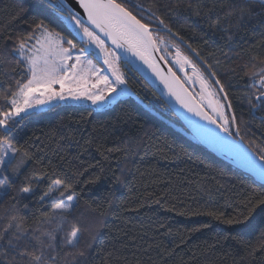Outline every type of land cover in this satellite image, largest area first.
I'll return each instance as SVG.
<instances>
[{
    "label": "trees",
    "instance_id": "trees-1",
    "mask_svg": "<svg viewBox=\"0 0 264 264\" xmlns=\"http://www.w3.org/2000/svg\"><path fill=\"white\" fill-rule=\"evenodd\" d=\"M160 2L180 5L171 26L183 37L181 50L187 54L190 46L210 58V63L219 62L220 79L232 103L229 111L242 121L244 142L250 148L264 147V120L258 112L250 114L246 85L251 82L244 78L245 68L264 61V5L256 0ZM58 3L0 0V36L27 35L41 20L71 35L53 7ZM135 3L147 7L149 0ZM160 35L171 39L167 32ZM11 47V42L5 47L0 40L4 53L0 81L6 79L5 61L15 65V55L8 54ZM129 68L127 84L133 95L112 107L93 110L90 105L62 104L45 108L30 113L11 134L12 143L29 150L43 166L35 160L26 163L13 178L17 189L24 186L25 176L40 175L43 170L66 176L81 193L77 207L58 222L62 230L53 223L44 225V230L57 236L52 253L55 264H264V254L253 258L234 239L254 243L264 230V209L257 208L243 225L226 223L248 214L242 202L262 191L263 184L198 142ZM256 86L252 92H257ZM47 187L44 181L34 185L30 194L9 192L0 201V224L14 211L13 205L26 226L35 227L41 218L51 216L56 201L39 202ZM73 225L81 228L80 248H87L86 257L75 262L69 255L75 250L62 239Z\"/></svg>",
    "mask_w": 264,
    "mask_h": 264
},
{
    "label": "snow or ice",
    "instance_id": "snow-or-ice-1",
    "mask_svg": "<svg viewBox=\"0 0 264 264\" xmlns=\"http://www.w3.org/2000/svg\"><path fill=\"white\" fill-rule=\"evenodd\" d=\"M256 2L264 5V0ZM74 3L76 7L69 0H59L53 5L71 35L56 31L41 20L27 35L15 39L11 35L0 36L5 47L11 42L8 54L15 55L14 66L5 61L8 71L4 73L6 79L0 81V201L11 191L30 194L35 190L34 185L39 186L44 181L48 182V187L39 202L44 205L56 201L51 207L52 215L41 218L35 227L26 226L27 221L13 205L14 211L5 223L0 224V264H55L57 258L52 253L57 236L53 231L44 230V225L57 219L64 222L65 214L77 207L81 195L76 186L57 171L42 170L40 175L25 176L24 186L17 189L13 178L19 176L25 164L35 157L23 146L12 143V132L30 113L45 108L87 102L93 110H102L117 102L130 92L120 65L122 61L129 63L131 58L147 65L183 108L207 122L191 121L199 136L238 152L246 166L264 179V147L256 145L249 155L237 143V140L244 141L245 134L240 127L242 121L234 111H229L232 103L226 85L220 79L219 62L210 63V58L205 59L190 46H187V54L181 50L183 37L173 32L171 26V17L179 4L169 7L160 0H149L147 7L135 0L131 3L128 0H74ZM188 7L191 10V5ZM160 31L169 33L171 39L164 41L158 35ZM73 36L79 37L84 47L79 46ZM169 47L174 49V56L168 51ZM155 53L164 54L156 56ZM3 54L0 50V55ZM97 55L102 57L106 67L93 62L92 57ZM169 56L184 73V80L172 67L167 69L170 75L163 73L159 62L168 64ZM257 76L261 77L260 86L257 92H252ZM248 78L252 82L246 85L250 114L255 116L258 112L264 120V68L251 73ZM189 83L198 84L199 92H190L186 87ZM257 159L261 163L257 164ZM35 163L43 168L41 161L35 160ZM261 189L252 199L242 202L247 215L241 214L242 219L227 220L226 223L243 225L257 208L264 209V185ZM208 214L215 215L213 212ZM57 230H62L59 225ZM80 235V226L73 225L62 238L66 246L75 250L69 253L74 262L87 255V248H80ZM234 239L246 246L249 256L254 258L257 253L264 254V230L259 232L254 243L244 241L242 237Z\"/></svg>",
    "mask_w": 264,
    "mask_h": 264
},
{
    "label": "water",
    "instance_id": "water-1",
    "mask_svg": "<svg viewBox=\"0 0 264 264\" xmlns=\"http://www.w3.org/2000/svg\"><path fill=\"white\" fill-rule=\"evenodd\" d=\"M59 2V0H57ZM69 3L72 4L73 7H76V4L74 3V0H69ZM79 10V9H77ZM110 45V42H107ZM156 56L162 55V53H155ZM131 70L136 72L149 86L154 90L155 93L159 96L160 99H162L167 107L170 108L175 114V116L178 118L179 121H182L184 127L187 129L188 132L192 133V135L196 138L198 142H200L202 145H204L211 153L216 155L218 158L223 160L224 162H227L237 169L239 168L244 173L251 175L258 183L264 185V179H262L259 175H257L255 172H253L250 168H248L241 157V155L238 154L236 151H231L226 146H222L219 144H213L199 136L193 127L191 121H199L200 124H207L206 121L201 120L199 117L194 116L192 113L188 112L187 109L183 108L176 99L171 96L168 93L167 88L165 87L164 83L152 73V71L147 67V65H144L140 60L137 58H131L129 63H126ZM159 66L161 67L163 73L165 75H170L167 72L168 67H172V65L165 64L163 61L159 62ZM173 68V67H172ZM173 70L176 72V70L173 68ZM177 76L180 77L181 80H184L183 77L177 73ZM184 75V73H183ZM186 87H188L186 85ZM190 92H193L190 87H188ZM214 127V126H211ZM221 136H223V133H220ZM237 143L240 147V149L248 152L249 155H251L250 147L247 146V144L243 141L240 142L237 140ZM257 164L261 163L257 159Z\"/></svg>",
    "mask_w": 264,
    "mask_h": 264
},
{
    "label": "rangeland",
    "instance_id": "rangeland-1",
    "mask_svg": "<svg viewBox=\"0 0 264 264\" xmlns=\"http://www.w3.org/2000/svg\"><path fill=\"white\" fill-rule=\"evenodd\" d=\"M142 4H143V3H142ZM158 35H159L164 41H166V42L168 41V39H167L166 37L160 35V32L158 33ZM77 39H78L77 42H78L79 46L84 47V43H81V42H80V38L77 37ZM161 47H164V45H161ZM168 51H169V52H172V53H173V56H174V49H172L171 47H169V48H168ZM162 54H164V53H162ZM92 59H93V62H94L97 66H99V67H106V66L103 65L102 57H100L99 55L92 57ZM172 59H173L172 56H169V57H168L169 62L174 66V68L176 69V71H178V73H179V74L183 77V79H184V75H183V73L180 72V71H179V68H178L176 65H174V64L172 63ZM240 65L242 66V63H241ZM120 68H121V71L125 73V76H126V79H127V73H128L127 69H128L129 67L127 66L126 63H124V62L122 61V62H121V65H120ZM262 68H264V64H262V63H258V64L256 63V64H253V65L251 66V68H250V67H249V68H245L244 78H246L247 80H249V81L251 82V80L248 78L249 75H250L251 73H253V72H256V73L260 72ZM129 70H131V69L129 68ZM223 71H224V70H222V72H223ZM189 74H191L190 70H189ZM260 79H261V77H259V76L256 77V83H255L254 86L257 85L258 88H259V86H260ZM251 83H252V82H251ZM187 86H189V87L191 88V90L193 91V93H198V92H199V85H198V84H191V83H189ZM257 86H256V87H257ZM128 88H129V90H130L129 94L126 95V96L120 97L119 99H122V98H125V97H128V96L133 95V92H132V90H131V88H130L129 85H128ZM257 91H258V89H257ZM115 103H116V102H115ZM115 103H113L112 105L108 106V107L105 108V109H108V108L112 107ZM80 104H82V105H90V106H92L90 103H87V102H85V103H80ZM92 107H93V106H92ZM58 222H59L58 219H57L56 221L53 222V224L55 225L54 227H56V226L58 225Z\"/></svg>",
    "mask_w": 264,
    "mask_h": 264
}]
</instances>
